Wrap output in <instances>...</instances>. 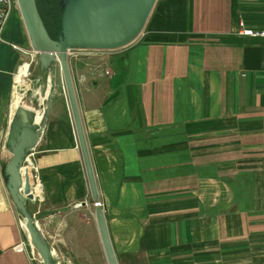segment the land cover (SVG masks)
I'll return each instance as SVG.
<instances>
[{"label": "crops", "instance_id": "1", "mask_svg": "<svg viewBox=\"0 0 264 264\" xmlns=\"http://www.w3.org/2000/svg\"><path fill=\"white\" fill-rule=\"evenodd\" d=\"M243 25L264 28V0H156L131 42L69 52L122 263L264 264V37ZM60 76L32 154L43 193L27 202L55 252L100 235ZM6 135L0 264H44L6 184Z\"/></svg>", "mask_w": 264, "mask_h": 264}, {"label": "water", "instance_id": "2", "mask_svg": "<svg viewBox=\"0 0 264 264\" xmlns=\"http://www.w3.org/2000/svg\"><path fill=\"white\" fill-rule=\"evenodd\" d=\"M17 2L31 49L38 52L39 68L42 72L49 71V78L54 82L47 91L44 108L22 101L10 117L6 145L12 154L5 166V180L15 205L25 218L31 243L37 248L43 263L58 264L55 251L38 223L43 215L33 213L27 205L33 198V193L31 172L29 165L25 164L26 156L39 141L50 113L56 89V65L60 66L67 90L92 198L98 201L99 189L77 99L69 52L73 48H117L131 42L142 32L156 0H61V27L57 37L49 32L37 0ZM95 213L108 263L120 264L104 207L96 204Z\"/></svg>", "mask_w": 264, "mask_h": 264}, {"label": "rangeland", "instance_id": "3", "mask_svg": "<svg viewBox=\"0 0 264 264\" xmlns=\"http://www.w3.org/2000/svg\"><path fill=\"white\" fill-rule=\"evenodd\" d=\"M61 0H38L39 8H41V12L48 22L49 26L56 30L57 22L55 21L60 17L62 13ZM52 8V9H51ZM19 9V8H18ZM20 11V10H19ZM21 14V12H20ZM54 16V17H53ZM22 17V15H21ZM20 18V17H19ZM17 20H18V12L14 9L3 32V38L5 42L15 43L13 38V34L17 29ZM23 21V19H22ZM24 24V22H23ZM26 29V28H25ZM22 46L21 43H16ZM13 45V44H12ZM15 47V46H14ZM28 47H31L30 45ZM6 48L5 44H2L3 51ZM17 51H19L18 58L16 62H14L13 67V77L20 70L23 63H29L32 59L31 50H27V47H23L24 49H20L15 47ZM27 48V49H26ZM71 55H74L71 53ZM61 70L59 64L56 65L54 71V79L57 88V78L61 79ZM49 78V71L42 72L39 68V60L38 56L32 60L30 65L29 74L27 75V79L25 86L16 85L13 78V85L11 89L4 88L0 91V134H2V139L4 140V136L7 133L9 127V119L15 112L17 107H11V103L16 100L23 94L22 101L25 103L44 108L47 103V91L53 84L54 80ZM18 100V99H17ZM20 105V103H18ZM41 113L38 115L40 116ZM2 143V142H1ZM5 149H8L6 145V137L5 143H2ZM9 150V149H8ZM10 155L12 154L9 150ZM86 241L81 242L80 245L73 241H69L67 245L62 246L60 251L59 247L55 252V258L58 264H109L102 241L100 239V235H95L93 233L87 232ZM121 257H119L120 264L122 263Z\"/></svg>", "mask_w": 264, "mask_h": 264}, {"label": "trees", "instance_id": "4", "mask_svg": "<svg viewBox=\"0 0 264 264\" xmlns=\"http://www.w3.org/2000/svg\"><path fill=\"white\" fill-rule=\"evenodd\" d=\"M38 1V0H37ZM61 3V2H60ZM39 5V4H38ZM62 9V5L60 7ZM40 12H41V8ZM52 9V8H51ZM15 10L18 12V20H17V29L15 30L13 34V38L17 41L15 43H23L22 46H29V39L27 36V32L25 29V26L22 21V17L20 14V11L18 8H15ZM42 14V12H41ZM62 15V13H61ZM61 15L57 19L55 18V21L57 22V29L54 30L52 29L48 22L46 21L45 17L42 14V17L48 27L49 32L51 33L52 36L57 37L58 34L60 33V27H61ZM20 17V18H19ZM2 44L6 45V48L3 51H0V91L2 89L7 88L11 89L13 85V67H14V62H16L19 51L10 43V42H5V41H0V50L2 49Z\"/></svg>", "mask_w": 264, "mask_h": 264}, {"label": "built area", "instance_id": "5", "mask_svg": "<svg viewBox=\"0 0 264 264\" xmlns=\"http://www.w3.org/2000/svg\"><path fill=\"white\" fill-rule=\"evenodd\" d=\"M15 8H18V2L17 0H0V41H5L3 38V32L6 27V24ZM240 31L244 34L248 35H253V36H263L264 37V28H255V27H250V26H242ZM10 42V41H9ZM13 46L18 47L20 49H24L21 45H18L16 43H12ZM73 49H80V48H73ZM71 49V50H73ZM86 49H94L96 48H86ZM103 49V48H102ZM70 50V51H71ZM31 54H32V59L28 61L31 65L32 60H34L35 57L38 56V52L35 50L31 49ZM107 72H110L109 69H107ZM29 74V73H28ZM32 154H33V149L28 153L25 159V164H28L29 166H33L35 170V182H32V193L33 197L36 196V192L38 195H41L43 193V182L37 172V167L34 164L32 160ZM95 204H101V201H94ZM35 246L33 245V251H35Z\"/></svg>", "mask_w": 264, "mask_h": 264}, {"label": "bare ground", "instance_id": "6", "mask_svg": "<svg viewBox=\"0 0 264 264\" xmlns=\"http://www.w3.org/2000/svg\"><path fill=\"white\" fill-rule=\"evenodd\" d=\"M29 69H30V63H23L21 65L20 70L14 76V82H15L16 85H22V86L24 85L25 86L26 82L29 81L27 79V75L29 73ZM22 98H23V94L19 98H18V95H17L16 100L11 103V107L12 108L13 107H18L19 106L18 103L22 102Z\"/></svg>", "mask_w": 264, "mask_h": 264}]
</instances>
